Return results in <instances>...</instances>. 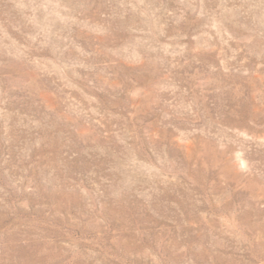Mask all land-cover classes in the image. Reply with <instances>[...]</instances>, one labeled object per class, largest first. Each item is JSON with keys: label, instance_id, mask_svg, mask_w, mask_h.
Wrapping results in <instances>:
<instances>
[{"label": "rangeland", "instance_id": "1", "mask_svg": "<svg viewBox=\"0 0 264 264\" xmlns=\"http://www.w3.org/2000/svg\"><path fill=\"white\" fill-rule=\"evenodd\" d=\"M0 264H264V0H0Z\"/></svg>", "mask_w": 264, "mask_h": 264}]
</instances>
